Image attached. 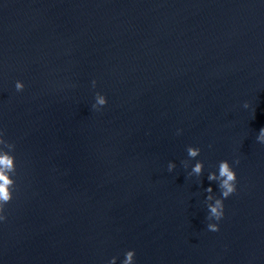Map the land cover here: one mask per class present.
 <instances>
[{"label":"water","instance_id":"1","mask_svg":"<svg viewBox=\"0 0 264 264\" xmlns=\"http://www.w3.org/2000/svg\"><path fill=\"white\" fill-rule=\"evenodd\" d=\"M261 128L264 0H0V264H264Z\"/></svg>","mask_w":264,"mask_h":264},{"label":"clouds","instance_id":"2","mask_svg":"<svg viewBox=\"0 0 264 264\" xmlns=\"http://www.w3.org/2000/svg\"><path fill=\"white\" fill-rule=\"evenodd\" d=\"M92 83L93 87H95L96 81H93ZM15 88L17 91H22L24 89L23 82L17 81L15 84ZM106 104L107 98L104 95L97 93L95 96V103L92 107L98 111ZM243 107L248 108L249 104L246 102ZM3 137V133L0 132V144L6 143ZM256 139L259 143L264 144V128H261L259 130ZM186 151L190 158L195 159L200 155L201 150L198 147L189 146ZM234 163L239 164V160L237 159L236 161H234ZM183 164L186 168L188 167V161H184ZM175 167V163L169 162L168 171L171 172L175 169ZM14 168V156L10 155L8 152L0 155V221H4L7 219L5 215V207L13 199V193L10 191V187L13 185L14 181L10 178L9 173L12 172ZM203 170V162L197 161L188 175H195L197 177H200L203 174ZM207 179L210 184L212 182H216L217 187L220 191V196L217 197L216 195H214V190L211 186L205 189V192L207 193V219L208 221H210L207 224V229L212 232H217L219 231L218 222L224 217V200L237 191V175L229 161L222 160L218 165V174L217 172H210L207 176ZM109 264H116V258L113 257L109 261ZM122 264H135L134 250H129L125 253V258L123 259Z\"/></svg>","mask_w":264,"mask_h":264}]
</instances>
